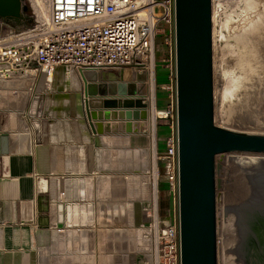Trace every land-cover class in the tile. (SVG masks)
<instances>
[{"label": "crops", "instance_id": "obj_1", "mask_svg": "<svg viewBox=\"0 0 264 264\" xmlns=\"http://www.w3.org/2000/svg\"><path fill=\"white\" fill-rule=\"evenodd\" d=\"M157 65L158 85L164 88L172 83L171 74L168 81L163 70L167 64ZM84 74L100 85L102 98L119 97L121 82L106 81L115 75L105 71ZM82 75L57 68L49 82L39 73L34 90L28 88L31 79L21 84L18 79L0 82V264H121L115 252L123 246L129 251L137 248L133 230L138 221L137 147L145 122L94 120L99 132L91 134L92 141L77 98L83 95ZM44 80L50 85L46 89ZM98 113L103 115V110ZM123 143L130 147L124 175ZM165 148L166 139L161 138L159 150ZM161 165L164 168L166 161ZM40 177L44 179L41 184ZM140 187L146 204L152 188L144 183ZM163 193L173 202L168 190ZM123 196L128 210L125 219L131 227L124 242L120 228ZM60 202L65 205L63 226L58 222ZM43 248L49 249L48 262L42 260ZM130 264H138L137 255L133 260L131 255ZM149 264H154L153 255Z\"/></svg>", "mask_w": 264, "mask_h": 264}, {"label": "built area", "instance_id": "obj_2", "mask_svg": "<svg viewBox=\"0 0 264 264\" xmlns=\"http://www.w3.org/2000/svg\"><path fill=\"white\" fill-rule=\"evenodd\" d=\"M25 1L34 17L32 26H13L0 17V82L18 79L21 84L31 79L29 90H34L39 73L49 81L57 68L85 73L123 72L132 67L135 74L150 72L154 77L159 26L174 28L175 22V0ZM173 62L171 80L175 76V51ZM171 87L172 83L164 86ZM147 110L154 124L149 132L154 163L148 171L153 194L146 204L148 220L142 227L149 231L154 264H181L176 116L161 152L157 121L168 119L173 109H159L151 103ZM157 159L166 161L164 173L173 197L170 220L160 213L161 169Z\"/></svg>", "mask_w": 264, "mask_h": 264}, {"label": "water", "instance_id": "obj_3", "mask_svg": "<svg viewBox=\"0 0 264 264\" xmlns=\"http://www.w3.org/2000/svg\"><path fill=\"white\" fill-rule=\"evenodd\" d=\"M0 17L13 26L34 24L25 0H0ZM213 44V0H175L181 264H218L217 156L229 152L264 153V133L238 131L216 123ZM82 74L83 95L77 98L81 99L84 123L90 128L86 132L92 141L95 137L91 134L99 132L94 120L118 119V111L124 112L121 119L145 121L148 118L144 96L133 94L126 81L118 79L119 97L102 98L100 85ZM98 109L103 110V115ZM43 180L40 177L39 183ZM57 208L58 222L63 226L65 205L60 202ZM165 218L170 220L169 210ZM260 240V243L256 241L259 251L249 264H264V238ZM41 254L42 260L48 262L49 249L43 248Z\"/></svg>", "mask_w": 264, "mask_h": 264}, {"label": "rangeland", "instance_id": "obj_4", "mask_svg": "<svg viewBox=\"0 0 264 264\" xmlns=\"http://www.w3.org/2000/svg\"><path fill=\"white\" fill-rule=\"evenodd\" d=\"M249 6H252L251 9ZM263 7L264 0H213L215 120L218 125L238 131L264 133V112H261V108L254 111L250 116L252 118L248 115L249 118L246 121H239L232 115H235L240 109V105L245 102L254 80L253 77L257 74L254 57L259 53L257 40H260L264 33ZM251 10L252 12H250ZM247 17L253 19L254 22ZM244 22L245 26L243 25ZM174 51V28L161 24L156 37V65L162 62L174 70ZM105 72L107 74L115 73L107 70ZM138 75H141V78H138ZM106 79L107 82L109 80L118 82V79L126 81L119 72L118 76H107ZM153 81L154 85L152 86L149 72H147L137 73L130 81L126 82L133 94L139 93V96H144V100L149 106L153 99L154 104L156 103V89L158 87L156 75H154ZM171 82L172 87L167 89L170 93V104L165 109L172 107L173 111L168 119H158L157 125H173L175 121L174 75ZM41 83L44 89L50 86L45 80ZM120 112L117 114L119 118L122 117L121 114L124 115L123 111ZM256 112L258 113L256 114ZM255 115L259 117L256 118ZM144 122V133L143 136H139L137 147L139 198L136 210L138 221L137 226L133 227V230L137 232V248L129 251L123 246L122 251L115 252L117 258H121V264H130L131 255L132 260L133 256L137 255L138 264H149V255H152L151 250L149 253V231L142 227V224L148 220L145 208L149 201L146 204L143 203L142 187L140 186L143 183L150 185L148 171H151L154 163V149L149 138V132L153 130L154 124H152L149 114ZM129 154L130 147H125L123 143L121 150L122 175L126 173ZM157 162L161 168V163L164 161L157 159ZM216 162L217 182L219 183L217 185L218 264H249L256 251H259L256 241L258 240L260 243V239L264 238V153H223L217 156ZM162 195L160 192V200ZM124 198L125 196H123V217L120 226L123 232V242L128 236L125 235V232L131 228L129 220L125 219L128 210ZM142 228L143 230H140ZM107 254L109 253L107 252Z\"/></svg>", "mask_w": 264, "mask_h": 264}, {"label": "bare ground", "instance_id": "obj_5", "mask_svg": "<svg viewBox=\"0 0 264 264\" xmlns=\"http://www.w3.org/2000/svg\"><path fill=\"white\" fill-rule=\"evenodd\" d=\"M263 6V5H262ZM250 7V6H249ZM252 7V6H251ZM251 7H250V9H251ZM264 8V7H263ZM261 10V9H260ZM250 12H252V10L250 11ZM249 12V13H250ZM260 12V11H259ZM247 13V15H249L248 14V12H246ZM253 16L255 15V14H252ZM260 16H262V14H260ZM245 17V16H244ZM247 18H249V17H247ZM247 18H245V19H247ZM253 18V17H252ZM256 18V17H255ZM263 18V17H262ZM250 19V18H249ZM248 19V20H249ZM261 19V18H260ZM251 21L253 20V19H250ZM247 21V20H246ZM253 22H254V20H253ZM258 21H256V23H257ZM242 23H243V21H242ZM241 23V24H242ZM250 23V22H249ZM259 23V22H258ZM251 24H253V23H251ZM260 24V23H259ZM262 24V23H261ZM264 24V23H263ZM244 26L246 25L245 24V22H244V24H243ZM251 26V25H250ZM255 26V25H254ZM237 27V26H236ZM257 27H259L258 25H257ZM244 28V27H243ZM257 29V28H256ZM255 30V29H254ZM259 34V33H258ZM245 37V36H244ZM260 38V37H259ZM258 38V39H259ZM256 40V39H255ZM258 42V45H257V47L259 48L258 50H256V51H258L259 53H257L256 54V57H254V60L256 61V64H255V69H256V72H257V74H255V76L253 77L254 78V80H253V82L251 83L252 85L250 86V91H248V97L247 98H245L246 100H245V102L242 104V105H240L241 107H240V109L239 110H237L238 112L234 115V114H232L233 115V118H235V119H237V120H239V121H246V120H248V118L254 113V111H257V110H260V108H261V112H264V33L262 34V37L260 38V40H257ZM252 42V41H251ZM255 44V43H254ZM255 49H257V48H255ZM255 51V50H254ZM254 61V62H255ZM253 62V63H254ZM68 71H70V70H68ZM67 71V72H68ZM107 71H112V70H107ZM250 71H251V69H250ZM66 72V73H67ZM254 73V72H253ZM253 73H251V74H253ZM69 75V74H68ZM112 75H115V76H118V73H113ZM149 75H150V81H151V85L153 86L154 85V81H153V75L149 72ZM122 76L124 77V79L126 80V81H130L132 78H133V76H135V71H134V69L132 68V67H126L125 69H124V71H123V74H122ZM251 77V76H250ZM252 78V77H251ZM248 86V85H247ZM244 99V98H243ZM152 100V99H151ZM263 101V102H262ZM153 105H154V99H153V101L151 102ZM226 112V111H225ZM258 112H256V114H257ZM260 113V112H259ZM149 114V113H148ZM230 114V113H229ZM262 114V113H261ZM248 115H249V117H248ZM259 115V114H258ZM256 116V115H255ZM261 116V115H260ZM263 116H264V113H263ZM231 117V116H230ZM259 117V116H258ZM257 116H256V118H258ZM250 118H252V117H250ZM255 118V117H254ZM255 118V119H256ZM264 119V118H263ZM264 122V121H263ZM154 151V150H153ZM263 174V173H262ZM249 180V179H248ZM252 180V179H251ZM250 180V182H252ZM260 180V179H259ZM258 180V181H259ZM261 182V181H260ZM256 183V182H255ZM262 183V182H261ZM261 183H260V185H261ZM256 186V185H255ZM254 187V186H253ZM251 188V187H250ZM255 188V187H254ZM138 216V215H137ZM132 219V218H131ZM136 220V219H135ZM140 230H143V228L142 229H140ZM147 231V230H146Z\"/></svg>", "mask_w": 264, "mask_h": 264}, {"label": "trees", "instance_id": "obj_6", "mask_svg": "<svg viewBox=\"0 0 264 264\" xmlns=\"http://www.w3.org/2000/svg\"><path fill=\"white\" fill-rule=\"evenodd\" d=\"M164 25V24H162ZM159 65H156V82L159 83ZM164 72L166 73L167 80L169 81V75L171 74V70L169 67H163ZM156 104L159 109H165L170 104V93L167 89L162 88L158 85L156 89ZM171 133V126L168 125H157V135H158V147L160 148V139L164 138L167 139V137ZM161 151V150H160ZM164 151V150H163ZM161 179L159 182V189L161 194V200H160V213L164 217L166 215V210L172 209V200L170 197H164L163 191L169 190V181L164 173V168L161 166Z\"/></svg>", "mask_w": 264, "mask_h": 264}]
</instances>
